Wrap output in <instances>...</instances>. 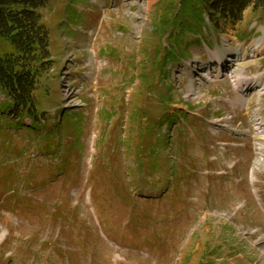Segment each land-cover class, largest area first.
Here are the masks:
<instances>
[{"label":"rangeland","instance_id":"374dc122","mask_svg":"<svg viewBox=\"0 0 264 264\" xmlns=\"http://www.w3.org/2000/svg\"><path fill=\"white\" fill-rule=\"evenodd\" d=\"M171 2L49 0L41 10L54 43L36 94L47 127L55 131L60 107L82 117L55 150L28 119L0 131V264H264V91L235 89L229 72L240 56L227 57L223 73H201L216 53L244 55L240 45L263 37L264 8L236 24L207 20L185 40L191 57L165 79L147 60L168 48L154 25ZM243 69L264 73V55ZM170 95L171 114H183L169 131L160 122ZM160 133L152 174L146 144Z\"/></svg>","mask_w":264,"mask_h":264},{"label":"trees","instance_id":"16d2710c","mask_svg":"<svg viewBox=\"0 0 264 264\" xmlns=\"http://www.w3.org/2000/svg\"><path fill=\"white\" fill-rule=\"evenodd\" d=\"M48 3L49 0H0V94L7 99V102L0 105V131L19 129L20 126H25V120L28 119L31 121L28 129L36 133L46 132L45 135L40 136V139L47 142L49 151V148L55 150L56 146L61 145L62 131L64 129L68 131L72 120L80 116L77 113H72L71 116L63 115L60 107V116L55 131H52L47 127L50 123L46 120L48 116L46 107L36 95L40 89L42 69L48 64L54 45L51 38L53 30L43 23L41 14V10L46 8ZM250 8L255 10L264 8V0L171 2L154 25L157 38L160 41L166 40L168 48L161 44L156 46L152 58L147 61L152 63L162 77L169 79L171 74L167 68L181 64L190 56L185 40L190 36H198L206 27V19L215 27L221 22L236 24L243 19L244 13ZM143 78L146 80L150 77L144 73ZM148 83L147 90L151 93L157 84L153 78L148 80ZM171 92L172 87H169V94ZM45 97L49 101L52 100L48 92ZM163 101L166 110L160 124L168 125L170 131L183 113L171 114L169 108L173 101L171 95ZM56 102L60 103L62 100ZM155 127L156 124L153 123L152 128ZM152 128L148 131L149 137L152 136ZM54 139H57L54 141L56 145L53 143ZM164 146L161 133L154 146L150 141L146 144L150 157L155 158L152 174L161 168L160 158L157 157L161 156V149ZM139 154L137 158L139 156L141 160ZM166 162L169 164L168 159ZM139 166L142 170L143 162L139 161Z\"/></svg>","mask_w":264,"mask_h":264},{"label":"bare ground","instance_id":"6f19581e","mask_svg":"<svg viewBox=\"0 0 264 264\" xmlns=\"http://www.w3.org/2000/svg\"><path fill=\"white\" fill-rule=\"evenodd\" d=\"M263 32V37L256 40L257 42H253L252 45L248 48L244 47L243 45H240L241 48L240 50H243V54H236V53H230L231 51L227 48L225 49L221 54H215L213 57H211V61L215 65H210L207 67V75H213L217 73H223L230 65L231 66V61H227L228 59L234 58L236 56H240V59L237 60L236 64L234 63L233 65V70L237 69L238 71L236 72H229L231 73V78L234 81V85L237 88V90L241 93H249L253 90L261 92L262 90L264 91V73L256 74L254 77H249L247 76L244 71L246 62L250 58H257L260 55H264V29L261 30ZM227 40V39H226ZM224 42H227V41ZM246 46V45H245ZM244 48V49H243ZM247 60V61H246ZM217 63V64H216ZM217 66V67H216ZM254 88V89H252ZM233 104V102H232ZM259 132V135L261 137H264V124H258L257 129Z\"/></svg>","mask_w":264,"mask_h":264}]
</instances>
